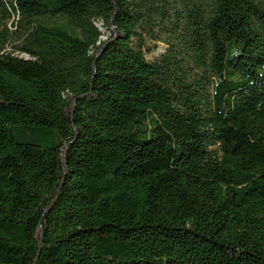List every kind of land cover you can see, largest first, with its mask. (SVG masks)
I'll list each match as a JSON object with an SVG mask.
<instances>
[{"label": "trees", "instance_id": "1", "mask_svg": "<svg viewBox=\"0 0 264 264\" xmlns=\"http://www.w3.org/2000/svg\"><path fill=\"white\" fill-rule=\"evenodd\" d=\"M0 264H264V0H0Z\"/></svg>", "mask_w": 264, "mask_h": 264}, {"label": "rangeland", "instance_id": "2", "mask_svg": "<svg viewBox=\"0 0 264 264\" xmlns=\"http://www.w3.org/2000/svg\"><path fill=\"white\" fill-rule=\"evenodd\" d=\"M147 43H148L147 48H145V50H146V57L150 61H152L156 57H158L167 48L166 44L163 43V42H155V41L148 40ZM8 50L11 51L12 50V47L9 46ZM20 55L23 56V57H27V55L24 54V53H22Z\"/></svg>", "mask_w": 264, "mask_h": 264}, {"label": "water", "instance_id": "3", "mask_svg": "<svg viewBox=\"0 0 264 264\" xmlns=\"http://www.w3.org/2000/svg\"><path fill=\"white\" fill-rule=\"evenodd\" d=\"M99 28L102 30V31H104L105 29L101 26V25H99Z\"/></svg>", "mask_w": 264, "mask_h": 264}]
</instances>
